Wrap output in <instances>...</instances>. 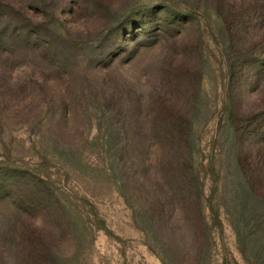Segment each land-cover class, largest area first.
Returning <instances> with one entry per match:
<instances>
[{
    "label": "rangeland",
    "instance_id": "1",
    "mask_svg": "<svg viewBox=\"0 0 264 264\" xmlns=\"http://www.w3.org/2000/svg\"><path fill=\"white\" fill-rule=\"evenodd\" d=\"M131 122L155 129L149 146ZM164 125L187 130L177 153L200 187L175 208L197 194L208 251L177 235L161 254L138 217L124 166L137 156L159 172ZM260 149L264 0H0V178L33 201L50 264H250L228 210L235 159ZM258 175L264 189V160Z\"/></svg>",
    "mask_w": 264,
    "mask_h": 264
},
{
    "label": "trees",
    "instance_id": "2",
    "mask_svg": "<svg viewBox=\"0 0 264 264\" xmlns=\"http://www.w3.org/2000/svg\"><path fill=\"white\" fill-rule=\"evenodd\" d=\"M46 57L53 60L56 53L47 49ZM179 126L164 125L158 130L159 138L162 139L159 144V172L153 170L149 159L137 156L134 159L135 146H130L133 143L129 136L128 140L123 137L133 156L129 160L130 165L126 164L124 169L134 177V190L143 194V205L139 208L138 217L142 221L143 230L157 239L155 243H158L161 254L168 247L165 243L177 235L195 241L199 239V247L203 251L210 250L211 246L210 232L197 194L190 212L186 207L175 208V202H180V198L189 201L192 190L195 187L199 190L200 187L198 178L193 177L194 168L190 157H180L182 151L177 153V150H184L185 153L187 147V130ZM129 130L130 137L134 141L140 140L144 146L150 141L148 135L155 131L148 129L146 125L143 127L132 122ZM261 151L257 150L251 157L239 155L235 159L238 170L234 186L236 203L232 204V211L228 210L229 215L234 217L231 218V224L239 250L250 264H264V189L260 187L258 175L261 161L264 160ZM165 153H168L169 160L162 158ZM6 181L7 179L0 178V198L8 200V209L14 212L8 215L10 218L7 220L0 219V222L3 221L0 225V264H50V253L42 251L36 239L38 229L34 225L36 217L33 201H28L26 194L18 187L5 184ZM2 217L5 219V215Z\"/></svg>",
    "mask_w": 264,
    "mask_h": 264
}]
</instances>
